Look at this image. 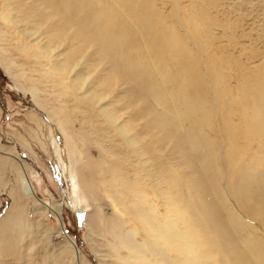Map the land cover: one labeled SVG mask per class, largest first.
I'll list each match as a JSON object with an SVG mask.
<instances>
[{
	"label": "rangeland",
	"instance_id": "374dc122",
	"mask_svg": "<svg viewBox=\"0 0 264 264\" xmlns=\"http://www.w3.org/2000/svg\"><path fill=\"white\" fill-rule=\"evenodd\" d=\"M8 2L13 10L8 14L11 22H5L0 18V59L9 64L11 72L19 78L22 87L18 89L12 83L0 64V223L8 218L20 216L26 227L22 240L17 242L19 246L14 252L7 256L0 252V264L119 263L115 256L116 251L109 247L110 242H115L111 234L114 225L110 222L127 220L128 217H120L114 199L110 197L118 196L120 192L118 186L121 179L117 176L137 180L140 190L152 194L153 185H156V175L160 176L165 169L173 171L175 169V172L176 170L179 172L176 174L178 178L181 177L178 182L181 180L182 184L179 183L177 186L183 185L180 191L189 197L192 195L193 185L198 184L195 188L206 193L205 198H209L214 212L224 220L225 226L234 237L241 241L247 237L248 243L242 245L249 251L246 252L248 260L251 259L252 264H264V198H262L264 165L257 167L256 172H253L255 179L251 180L250 189L255 193H252V199L243 206L235 198L244 197L245 193L239 191L238 194H234L230 190L232 183L239 184L243 177H234L224 165H220L218 171L204 170L202 164L197 162L199 161L197 156L193 160L195 161L193 166H190L183 155L185 149L182 151L180 148L183 144L180 139L177 144L174 139L167 143L162 142L158 136L160 131L147 128L149 117L141 113L144 103L132 104L131 90L134 83L128 82L125 76H118L113 81H104L112 64L106 58L103 60L104 58L100 57L96 44L89 43L86 50L72 53V47L78 44L80 37L75 36L76 33L70 29L65 32L67 36L64 33L65 37L62 35L61 38L57 37V40L53 38L56 42L53 41L50 36H53V28L58 24L59 18L57 16L46 18L48 12L41 7L40 1L8 0ZM4 3L7 4L0 0L1 11ZM154 6L170 21L174 18L169 14L178 7L183 13L194 11L196 8L197 11L203 12L206 18L204 30L206 46L201 50L198 43L190 40L189 47L197 54L204 67L220 64L224 81L232 90L239 86L243 77L249 78L264 67V0H155ZM30 7H37L38 11L26 15ZM185 28L184 24L180 31L185 33ZM49 39L53 41L49 43L53 48L45 57L41 55L37 46H47ZM69 53L75 64L66 74L64 73V79L61 80L51 69ZM122 72L127 74L125 71ZM79 73L86 76L82 86L84 89L72 92L66 88L67 83ZM30 88L43 107L35 104L31 96L25 93L26 89ZM84 90L94 91L103 98L87 101L83 98ZM148 104L152 105L155 113L162 110L151 102ZM101 108L116 115V124L123 125V122L132 124L130 134L138 133V147L141 144L140 149L142 147L145 151L148 149L149 162L146 160L148 165L132 153V148L127 146L124 137L116 132L112 124L106 122ZM50 116L62 121L65 132L70 134L80 152L78 169L90 187L86 190L88 207L81 217L67 204L66 194L69 193V188L57 177L51 151L35 122L38 119L46 128L49 127L55 132L60 145L63 146L65 157V139L58 129L57 122L50 119ZM236 118L234 116V119ZM219 124H216L218 129ZM207 134L217 138L215 146L222 153L224 142L219 136L220 133L208 129ZM253 146H256V143H253ZM140 164L143 167L145 164L144 169ZM147 166L149 171L146 173ZM149 172L151 173L147 176ZM151 174L155 179L151 178ZM188 179L192 180L193 185L189 184ZM163 186V183L158 185L160 188ZM185 187L193 189L186 192ZM224 188L228 193H225ZM221 195H224L228 202ZM240 216L242 218H239ZM91 221H95L97 225L93 228V233L88 228ZM124 226L129 228L133 224L126 223ZM234 228L236 232L232 231ZM1 242L2 239L0 247ZM68 244L70 250L66 248Z\"/></svg>",
	"mask_w": 264,
	"mask_h": 264
},
{
	"label": "bare ground",
	"instance_id": "6f19581e",
	"mask_svg": "<svg viewBox=\"0 0 264 264\" xmlns=\"http://www.w3.org/2000/svg\"><path fill=\"white\" fill-rule=\"evenodd\" d=\"M4 1L7 4L4 3L3 10H0V18L9 23L11 19L8 14L13 9L8 0ZM38 2L47 10L46 18L52 16L59 18L58 24L54 25L51 39L57 40L65 32L73 29L76 33L74 35L80 39L78 44L72 47V53L80 50L82 52L89 43L96 44L100 57L104 58L103 60L106 58L112 64L104 81H113L118 76H125L128 82L134 83L131 90L132 104L144 103L141 113L149 117L147 128L160 131L161 133H157L162 142L167 143L174 139L177 144L180 139L183 143L180 148L182 151L185 149L183 155L190 166H193L195 162L193 160L197 156L199 161H196L202 164L204 170L213 172L220 165H224L234 177H243L239 180L241 182L238 181L239 184L231 182L230 190L234 194L244 192L245 194H242L244 197L235 199L246 206L254 192L250 189L251 180L255 179L253 172H256L257 167L264 165V67L249 78L243 77L235 90L225 83L220 64L210 63L211 65L204 67L197 54L189 47L190 40L198 43L201 50L206 46L204 34L206 18L203 12L197 11V8L191 12L186 11L187 13H183L179 7L175 11V8L169 14L174 18L170 21L156 10L155 0H38ZM36 8L30 7L26 15L34 14L38 11ZM184 24L185 33L180 31ZM51 39L47 46H37L42 56L46 57L52 51L53 47L49 43L56 40ZM0 64L12 83L21 89L19 78L11 72L9 64L1 59ZM74 64L75 61L69 53L54 64L51 71L63 80L64 73L73 68ZM85 80V74L79 73L67 83L66 88L72 92L79 90L83 88ZM25 93L31 96L35 104L42 105L32 88L26 89ZM83 98L94 101L96 98L102 99L103 96L94 91L84 90ZM149 102L162 110L155 113ZM100 110L106 122L112 124L116 132L124 137L123 140L132 148V153L147 164L148 149L145 151L142 146L140 149L141 144L138 147V133L130 134L132 124L129 122L125 124L123 122V125L116 124L117 117L113 112L105 108ZM234 116L237 118L234 119ZM50 119L57 122L58 129L65 139V157L63 146L60 145L55 132L49 127L46 128L40 120L37 119L35 122L51 151L57 177L69 188V193L65 191L68 195L67 204L81 217L88 207L86 190L89 186L78 169L80 152L73 138L65 132L62 121L53 116H50ZM218 123L219 129L216 126ZM208 129L220 133L219 136L224 142L222 153L216 149L217 138L207 134ZM253 143H256V146H253ZM147 161L149 162V159ZM140 165L144 169L143 165ZM148 167L145 168L147 171H142L147 173ZM176 172L179 173L177 170ZM176 172L175 169L174 171L165 169L160 176L156 175V179L151 174V178L156 180L152 194L140 190L137 180L117 176L121 179V181L118 179L121 182L118 186L120 192L118 196L110 197L114 199L120 217L126 216L128 219L110 222L114 225L111 234L115 242H110V246L105 244L116 251V260L120 261L117 264H252L246 255L248 250L246 251L242 245L248 243L247 237L243 238L245 240L242 239L243 242L234 237L225 226L224 220L214 212L209 198H205L206 193L195 188L198 186L195 184L196 180L193 185L192 180L188 179L194 189L185 187L186 192L193 189L190 197L181 192L180 189L184 186H177L182 183L181 180L178 182L181 177L178 178ZM160 183H163V188L158 187ZM224 192L223 194L228 193ZM95 221L88 224L91 233L93 228L97 227ZM126 223L133 226L124 228ZM25 227V222L20 216L8 218L0 223L1 254L7 256L15 251L19 246L17 242L22 240ZM235 230L234 228L232 231ZM69 245L66 246L68 250ZM249 248L251 250V247Z\"/></svg>",
	"mask_w": 264,
	"mask_h": 264
},
{
	"label": "water",
	"instance_id": "95a60500",
	"mask_svg": "<svg viewBox=\"0 0 264 264\" xmlns=\"http://www.w3.org/2000/svg\"><path fill=\"white\" fill-rule=\"evenodd\" d=\"M67 233V232H66Z\"/></svg>",
	"mask_w": 264,
	"mask_h": 264
}]
</instances>
